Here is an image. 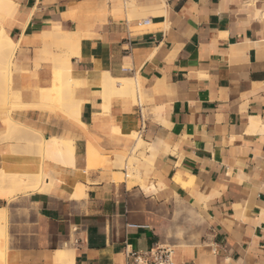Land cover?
<instances>
[{
	"label": "crops",
	"instance_id": "obj_1",
	"mask_svg": "<svg viewBox=\"0 0 264 264\" xmlns=\"http://www.w3.org/2000/svg\"><path fill=\"white\" fill-rule=\"evenodd\" d=\"M55 27L79 38L72 118L36 107L64 53L44 51ZM2 35L16 44L11 89L36 109L0 103V171L44 161L5 120L72 146L47 191L0 196L7 264H125L156 244L173 264H264V0H0ZM138 138L127 179L113 162Z\"/></svg>",
	"mask_w": 264,
	"mask_h": 264
},
{
	"label": "bare ground",
	"instance_id": "obj_2",
	"mask_svg": "<svg viewBox=\"0 0 264 264\" xmlns=\"http://www.w3.org/2000/svg\"><path fill=\"white\" fill-rule=\"evenodd\" d=\"M42 40L44 44V51H46V54L48 55L52 54V49H51L52 47H59L60 49L63 50L64 53L60 57L54 60L53 85H52L53 87L48 90L40 91L41 103H38L39 105L36 104L37 106L36 105L35 106L37 107V109L42 107L44 109V107L48 108L49 106L51 107L56 106V108H60L62 112L66 113L67 116L71 118L75 117L78 111L79 103L75 101L72 97V89H71L69 73H70V60H71L70 58L72 56L74 57V55L76 56L77 54V50L79 46V38L74 33L63 32L59 29V27H55L51 32L44 33L42 36ZM15 50H16V44L12 43V41L10 42L9 37L2 35L0 37V74H1L0 103L1 104L11 103L10 105H13L12 106L13 109L14 108L22 109L23 107L26 106L20 104L19 93L10 89L11 70L9 68V65L12 63L11 61ZM108 75L109 73L105 74L106 86L113 88V90H118L119 92H122L124 95L131 94L132 96H134L136 91L135 89L136 86L133 80L130 79L118 80V79H113ZM117 84H119V86ZM34 104L33 106H30L29 104L30 107L29 106L28 107L33 108ZM36 107L34 108L36 109ZM4 122L6 128L8 129V132H12L13 134L18 133L19 135H23V137L25 136L24 139L27 142L31 143L33 141L38 152H40L41 155H44L45 162L41 160L43 164H40L38 170H35V174L33 178L31 177L36 182L39 181L47 185L53 184L54 178L58 175L57 167L59 168V167L71 166L70 163L72 159V146L70 142L56 138H50V139L42 138L40 140L37 139L39 136H37L38 134L35 131L27 130L26 128L20 126L11 119L5 120ZM137 142H138V147L139 146L141 147L143 145V141L139 140V138ZM48 162H50L51 165H49ZM19 180L20 179L15 178V175H10L4 171H0V185H2L5 182H9L13 190L14 187L12 185L14 183H18ZM44 187H46V185H44L42 188ZM11 192L10 191L6 192L4 187L2 186L0 187V196L2 197L9 198L11 195H13ZM6 222H7L6 209L0 208V264H7Z\"/></svg>",
	"mask_w": 264,
	"mask_h": 264
},
{
	"label": "rangeland",
	"instance_id": "obj_3",
	"mask_svg": "<svg viewBox=\"0 0 264 264\" xmlns=\"http://www.w3.org/2000/svg\"><path fill=\"white\" fill-rule=\"evenodd\" d=\"M52 51L53 50H61L63 51L62 49H60L59 47H52L51 48ZM58 52V51H57ZM48 55V54H47ZM50 58H48L47 60H49ZM45 60V61H47ZM12 62V61H11ZM9 68L11 70V75L13 72L15 71H18V68L14 65H12V63L9 65ZM11 77V76H10ZM10 89H11V84H10ZM56 110H60L58 108H56V106L54 107H51L49 111H56ZM62 112V110H60ZM141 147L138 145L136 146V149L133 151L132 150V153L127 157V155L121 157V158H115L114 162H113V165L115 167H118L120 169H126V174H127V179H131L132 178V173L136 172L140 165H141V161L143 160L144 158V155H145V148L144 149H141ZM139 150V151H138ZM39 168V167H38ZM33 173V175H32ZM35 174V171H31L29 174H27L26 176H19L17 177V175H15V178L16 179H20L18 181V183H14L12 186L14 187L13 190H12V194H14L16 191H21L23 189H29V190H32V191H39V192H45L49 189V187L51 186V184H44V183H41V182H32V178ZM32 177V178H31ZM125 177V174H118V176L115 177L116 180H121ZM23 179H26V183H23L22 180ZM21 181V182H20ZM44 185H46V187L42 188ZM23 186V187H22ZM6 234L8 235V231H9V225H8V222H6ZM7 235H6V243H7V250H8V246H9V241L7 240ZM8 241V242H7ZM6 250V251H7ZM8 252V251H7Z\"/></svg>",
	"mask_w": 264,
	"mask_h": 264
},
{
	"label": "built area",
	"instance_id": "obj_4",
	"mask_svg": "<svg viewBox=\"0 0 264 264\" xmlns=\"http://www.w3.org/2000/svg\"><path fill=\"white\" fill-rule=\"evenodd\" d=\"M173 256V246L156 244L146 251L126 252L125 264H173Z\"/></svg>",
	"mask_w": 264,
	"mask_h": 264
}]
</instances>
